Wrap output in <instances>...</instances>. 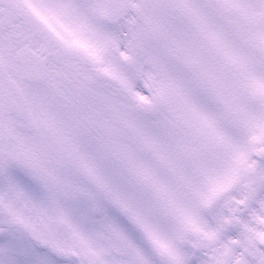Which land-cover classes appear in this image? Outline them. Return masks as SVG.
I'll return each mask as SVG.
<instances>
[{"label": "snow or ice", "instance_id": "6c2138e0", "mask_svg": "<svg viewBox=\"0 0 264 264\" xmlns=\"http://www.w3.org/2000/svg\"><path fill=\"white\" fill-rule=\"evenodd\" d=\"M0 264H264V0H0Z\"/></svg>", "mask_w": 264, "mask_h": 264}]
</instances>
